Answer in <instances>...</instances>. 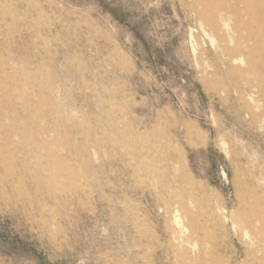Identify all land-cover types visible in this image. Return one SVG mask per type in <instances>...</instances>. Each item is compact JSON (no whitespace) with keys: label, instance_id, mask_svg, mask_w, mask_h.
I'll use <instances>...</instances> for the list:
<instances>
[{"label":"rangeland","instance_id":"obj_1","mask_svg":"<svg viewBox=\"0 0 264 264\" xmlns=\"http://www.w3.org/2000/svg\"><path fill=\"white\" fill-rule=\"evenodd\" d=\"M262 12L0 0V264H264Z\"/></svg>","mask_w":264,"mask_h":264},{"label":"bare ground","instance_id":"obj_2","mask_svg":"<svg viewBox=\"0 0 264 264\" xmlns=\"http://www.w3.org/2000/svg\"><path fill=\"white\" fill-rule=\"evenodd\" d=\"M237 2H241L242 0H236ZM235 9L237 10V12L238 13H240L241 11L238 9V7H235ZM262 18H264V12H262ZM225 22V27H229V25L226 23V21H224ZM241 23H244L245 25H246V28H249V23H247V22H244V21H241V17L240 16H237V18H236V23H235V27H234V29L235 30H238V29H241ZM214 25V24H213ZM233 29V30H234ZM261 29H262V31H264V24H262L261 25ZM213 30L214 31H219V27L218 26H216V24H215V26L213 27ZM228 30V32L230 33V28L229 29H227ZM250 206H251V204H250ZM256 206V205H255ZM254 206V207H255ZM250 208V207H249ZM256 208V207H255ZM253 211H255L254 209H253ZM256 211H258V210H256ZM260 211V210H259ZM256 213V215H257V212H255ZM261 214V213H260ZM261 218V217H260ZM252 219V218H251ZM254 221H255V219H254ZM253 221V222H254ZM254 224V223H253ZM255 227V226H254ZM254 258V257H253Z\"/></svg>","mask_w":264,"mask_h":264}]
</instances>
